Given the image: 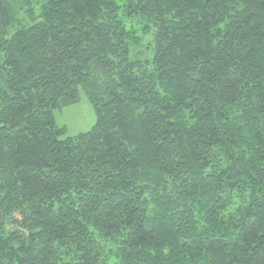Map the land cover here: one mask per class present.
Listing matches in <instances>:
<instances>
[{
    "label": "trees",
    "instance_id": "1",
    "mask_svg": "<svg viewBox=\"0 0 264 264\" xmlns=\"http://www.w3.org/2000/svg\"><path fill=\"white\" fill-rule=\"evenodd\" d=\"M0 264H264V0H0Z\"/></svg>",
    "mask_w": 264,
    "mask_h": 264
},
{
    "label": "rangeland",
    "instance_id": "2",
    "mask_svg": "<svg viewBox=\"0 0 264 264\" xmlns=\"http://www.w3.org/2000/svg\"><path fill=\"white\" fill-rule=\"evenodd\" d=\"M34 6L35 9L39 7L37 5ZM23 14L25 15V13L21 11V13L19 14L20 19L24 18ZM28 24L32 25V22L29 21ZM13 33H14L13 29H11L9 36H11ZM146 41H147L146 44L147 46H149L152 42H154L153 35L148 36ZM152 49L154 50V48ZM147 56L149 59L152 60L154 58V51L148 53ZM55 118H56V123L59 127L62 128L65 127L67 129V133L65 134L63 139L77 136L80 133L88 132L94 127V125L97 122L95 109L85 93L81 94L79 103L70 106L68 108H65L61 111H56Z\"/></svg>",
    "mask_w": 264,
    "mask_h": 264
}]
</instances>
